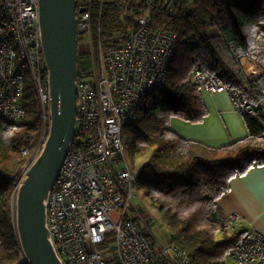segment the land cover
<instances>
[{
    "label": "trees",
    "instance_id": "obj_1",
    "mask_svg": "<svg viewBox=\"0 0 264 264\" xmlns=\"http://www.w3.org/2000/svg\"><path fill=\"white\" fill-rule=\"evenodd\" d=\"M83 3L76 0L77 6ZM90 3L95 46L125 40L145 8L144 0ZM147 23L150 30L176 33L177 40L165 82L148 90L137 102L135 114L122 122L129 152L149 149L132 171L131 187L132 197L135 188L141 190L153 209L151 213L147 202L148 211L147 206L137 209L131 197L124 216L149 240L154 264H233L230 255L250 229L235 221L223 222L216 208L232 177L264 166V0H177L170 11L159 0ZM244 56L263 69L252 80L245 74ZM83 68L78 67V73ZM195 69L219 76L226 89L252 105L253 115L241 113L245 136L214 146L169 127L170 116L199 122L207 114L202 85L193 78ZM21 103L25 112L18 123L0 119V264H28L16 232L13 176L40 143L43 113L30 86H24ZM144 212L149 224L140 222ZM154 223L163 225L169 234L162 257L153 247L152 235L142 231ZM114 247L113 241L100 246L107 250L108 264H118L111 256Z\"/></svg>",
    "mask_w": 264,
    "mask_h": 264
},
{
    "label": "built area",
    "instance_id": "obj_2",
    "mask_svg": "<svg viewBox=\"0 0 264 264\" xmlns=\"http://www.w3.org/2000/svg\"><path fill=\"white\" fill-rule=\"evenodd\" d=\"M91 1L79 5L85 10L77 16V27L90 37L92 67L81 70L77 77L75 130L79 128L49 191L47 226L63 264H108L107 250L100 246L110 241L115 246L111 256L118 264H154L149 240L124 216L133 195L134 174L125 157L122 122L135 114L137 102L148 90L165 82L177 35L148 28L150 12L159 0H144V11L135 18V27L125 40L95 46ZM176 2L164 0L165 10L170 11ZM38 9V0H0V119L8 123L21 120L25 112L21 103L24 86L31 87L43 113L40 143L13 176V203L49 133L48 73ZM250 60L248 69L241 59L249 79L246 70L255 67L252 78L263 71ZM193 78L211 94L224 88L219 76L204 75L200 69H195ZM228 92L237 112L254 114L249 102L234 90ZM22 154L26 156L27 151L22 150ZM230 260L233 264H264V234L250 229Z\"/></svg>",
    "mask_w": 264,
    "mask_h": 264
},
{
    "label": "water",
    "instance_id": "obj_3",
    "mask_svg": "<svg viewBox=\"0 0 264 264\" xmlns=\"http://www.w3.org/2000/svg\"><path fill=\"white\" fill-rule=\"evenodd\" d=\"M39 30L48 73L49 133L15 197V226L28 264H63L47 226L46 201L68 151L77 120L76 0H38ZM88 245L85 243V248Z\"/></svg>",
    "mask_w": 264,
    "mask_h": 264
},
{
    "label": "rangeland",
    "instance_id": "obj_4",
    "mask_svg": "<svg viewBox=\"0 0 264 264\" xmlns=\"http://www.w3.org/2000/svg\"><path fill=\"white\" fill-rule=\"evenodd\" d=\"M76 25H77V17H76ZM82 33L83 32L79 30L77 27V37L79 34H80L79 37H81L77 41L78 67H85L83 68L84 70L92 67V44L89 35L87 33H83V34ZM254 70L255 67H253L252 71L248 72L246 70L248 76L251 77L250 80L253 79L252 77L254 75L253 73ZM223 92L226 93V90ZM212 96L213 94L203 89L204 103L205 101H208L209 98L211 99ZM219 106L220 107L218 109L212 106L211 108H209L211 109L210 111L208 109V106L206 105L208 111L202 121L191 122L181 117L173 115L169 117L168 125L173 131H175L178 134L181 131H183L184 126H186V128L187 127L192 128V131L185 135H187L188 137L189 136L196 137L197 140L199 139L200 141L206 142L214 146L221 145L230 142L233 139L245 136L247 133V129L244 122V118L241 115V113L237 112L233 108L231 102L228 103L227 107H226V103H224V105L220 103ZM207 140H209L210 142H208ZM125 147H126L125 157L127 159L128 165L132 171H136L137 168L141 165L140 163L145 159V157L149 155L148 153L149 149L140 154H132L131 152H129L127 144H125ZM131 202L133 205L136 206L137 209H141L143 206H145V203L147 202L148 206L151 209L150 212L152 213L153 211L149 201H146L141 190L137 188H135V195L132 197ZM145 215L146 214L144 212L143 215L144 219H146ZM143 218H139L140 222L144 221ZM142 231L148 232L154 236L153 247L155 251H157V253L160 252V257H162L163 252L161 249L163 246H166L168 243L169 234L166 228L160 223H154L150 225L149 228L144 226V228H142Z\"/></svg>",
    "mask_w": 264,
    "mask_h": 264
},
{
    "label": "crops",
    "instance_id": "obj_5",
    "mask_svg": "<svg viewBox=\"0 0 264 264\" xmlns=\"http://www.w3.org/2000/svg\"><path fill=\"white\" fill-rule=\"evenodd\" d=\"M225 90L226 93L223 92ZM230 102L231 98L226 88L215 94L213 93L211 99L209 98L208 101H205L208 109L212 106L218 109L220 103L222 105L226 103L227 107ZM209 110L211 111V109ZM191 131L192 128L184 126L183 131L179 134L186 138L197 140L196 137L185 135ZM207 141L210 142L209 140ZM229 186L228 192L217 201V217L225 223L235 221L247 229L264 234V166L253 167L243 175L232 177L229 181ZM144 221L146 220L144 219ZM152 237L154 238L153 235Z\"/></svg>",
    "mask_w": 264,
    "mask_h": 264
},
{
    "label": "bare ground",
    "instance_id": "obj_6",
    "mask_svg": "<svg viewBox=\"0 0 264 264\" xmlns=\"http://www.w3.org/2000/svg\"><path fill=\"white\" fill-rule=\"evenodd\" d=\"M243 61L246 64L247 68L249 69L250 66H251V63H250L251 60L249 58H247V57H244Z\"/></svg>",
    "mask_w": 264,
    "mask_h": 264
},
{
    "label": "clouds",
    "instance_id": "obj_7",
    "mask_svg": "<svg viewBox=\"0 0 264 264\" xmlns=\"http://www.w3.org/2000/svg\"><path fill=\"white\" fill-rule=\"evenodd\" d=\"M77 7H80V6H77ZM78 14H79V13H77V15H78ZM82 34H83V33H82ZM244 57H247V56H244ZM244 57H243V58H244ZM248 58H249V57H248ZM241 59H242V58H241ZM224 88H225V87H224Z\"/></svg>",
    "mask_w": 264,
    "mask_h": 264
}]
</instances>
